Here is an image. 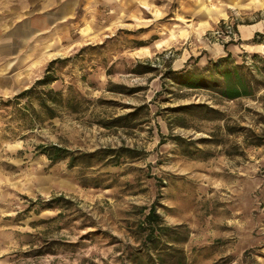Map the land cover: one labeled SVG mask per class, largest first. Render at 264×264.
<instances>
[{"label":"rangeland","instance_id":"374dc122","mask_svg":"<svg viewBox=\"0 0 264 264\" xmlns=\"http://www.w3.org/2000/svg\"><path fill=\"white\" fill-rule=\"evenodd\" d=\"M129 2L71 12L31 54L7 55L0 264H264V0ZM28 17L45 21L20 14L22 35ZM227 52L247 85L233 100L209 64ZM54 59L42 89L63 103L49 119L16 95ZM181 69L209 85H181ZM52 145L68 157L51 163L39 146ZM152 206L170 228L156 248L143 243Z\"/></svg>","mask_w":264,"mask_h":264},{"label":"trees","instance_id":"16d2710c","mask_svg":"<svg viewBox=\"0 0 264 264\" xmlns=\"http://www.w3.org/2000/svg\"><path fill=\"white\" fill-rule=\"evenodd\" d=\"M236 31V28L234 29ZM257 32L254 34L253 39L250 43H255V37L258 36ZM232 41V40H231ZM230 41V42H231ZM240 41V40H239ZM259 44V42H257ZM232 55L230 52H227V55L225 57L220 58L216 62L209 61V64L211 65L212 74L217 75L218 79L221 80V84L223 85L221 87L220 93L221 95L229 100L236 99L238 97L247 95L246 93V82L240 75L239 69L241 68V64L232 65ZM61 62L59 59H54L49 62L44 75L36 80L34 85L29 87L28 89L22 91L21 93L16 95V98H33L37 100L38 106L41 111H43L46 114V117L49 119L55 118L58 115V106L63 103V97L62 93L60 91H55L50 88H45L48 85L53 84L57 77L55 76V73L52 72V68L56 63ZM230 66V67H229ZM141 73V72H140ZM175 74H179L178 77H175V79H183L180 84L183 86H187L188 88H198L204 86H208L209 82H207V75L201 74L199 78H197L196 81L202 80L201 86H197L200 84H197V82H194L192 80V76L189 74V71H185L183 69L179 71H175ZM203 83V84H202ZM213 87H219V82L214 80ZM221 86V85H220ZM34 115L38 114V111L31 108ZM134 113H131L127 116L119 117L115 120L117 124H113V126H126L125 123H121L120 120L127 119L129 116H133ZM119 121V122H118ZM40 152L47 157L48 160L51 161V163H56L62 160H65L69 152L65 148L57 147V146H39ZM74 159V158H73ZM143 225H145L144 231L146 232L143 243H151L155 244L154 248L158 247L159 238L160 235L165 234V231L169 230L170 228L167 226H164L161 222L160 215L156 212V208L152 206L149 209V212L146 214ZM174 242H183V240H179L178 238L173 239Z\"/></svg>","mask_w":264,"mask_h":264},{"label":"crops","instance_id":"0c3cea01","mask_svg":"<svg viewBox=\"0 0 264 264\" xmlns=\"http://www.w3.org/2000/svg\"><path fill=\"white\" fill-rule=\"evenodd\" d=\"M137 1L130 0L128 5L131 9L126 11H132L137 6ZM125 9L123 8V0H0V70L5 69L7 55L15 62L22 59L23 42L31 54L33 50L37 49L35 46L37 42L34 41L37 35L52 32L59 22L69 19L71 12L78 10L117 12L125 11ZM218 12V10L211 11L210 15ZM23 13H40L45 21L38 26L32 24L31 18L28 17L24 24L25 33L22 35L20 29L24 21L20 20L19 16ZM55 13L58 14L56 18L54 17ZM244 31L247 33L246 40H249V36L254 34L256 30L249 28V30Z\"/></svg>","mask_w":264,"mask_h":264}]
</instances>
